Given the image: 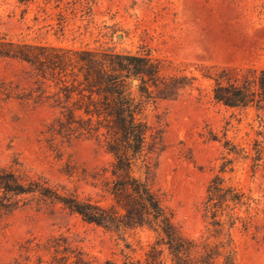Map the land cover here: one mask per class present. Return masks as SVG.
<instances>
[{
  "label": "rangeland",
  "instance_id": "rangeland-1",
  "mask_svg": "<svg viewBox=\"0 0 264 264\" xmlns=\"http://www.w3.org/2000/svg\"><path fill=\"white\" fill-rule=\"evenodd\" d=\"M0 38L148 54L164 72L193 77L176 99L157 100L146 110L163 129V148L150 159L153 188L184 237L219 251L214 264H224L228 252L234 264H264V157L253 170L249 157L223 145L228 140L250 155L253 140H264V109L216 104L209 78L220 70L264 68V0H0ZM37 86L27 63L0 57V167L42 176L59 191L107 206L100 180L91 176L112 156L94 138L51 136L56 110ZM215 175L244 193L246 204L214 200L206 211ZM57 236L96 264H120L125 256L141 258L157 235L146 226L104 229L60 204L29 200L0 220V264H36L38 256L48 264L50 254L24 246Z\"/></svg>",
  "mask_w": 264,
  "mask_h": 264
},
{
  "label": "trees",
  "instance_id": "trees-1",
  "mask_svg": "<svg viewBox=\"0 0 264 264\" xmlns=\"http://www.w3.org/2000/svg\"><path fill=\"white\" fill-rule=\"evenodd\" d=\"M0 57L20 60L30 67L44 101L56 110L48 126L51 136L67 140L94 138L98 143L102 141L104 150L112 156L108 167L91 176L94 181L100 180L102 197L110 201L107 206L59 191L42 176L0 167V220L26 201H49L104 229L120 231L146 226L156 233V240L141 258L125 256L120 264H214L219 251L184 237L152 185L150 159L163 148V129L158 116L153 122L148 120L146 110L157 100L176 99L182 90L193 85V77L164 72L161 61L148 54L57 48L5 38H0ZM209 78L216 104L264 109V68L237 70L233 74L220 70ZM223 145L229 153L243 159L249 157L253 170L262 163L264 140H253L250 155L228 140ZM230 162L226 160L220 172ZM136 168L142 175L136 173ZM206 192V211L216 206L214 200L230 201L234 206L246 204L244 193L224 187L219 175L212 178ZM237 219L232 218V223ZM24 249L50 254L48 264H96L70 247L62 236L44 242L27 240ZM200 249L202 254L194 256ZM41 262L38 256L36 264ZM13 264L22 263L15 260ZM224 264H234L229 252L224 255Z\"/></svg>",
  "mask_w": 264,
  "mask_h": 264
},
{
  "label": "water",
  "instance_id": "water-1",
  "mask_svg": "<svg viewBox=\"0 0 264 264\" xmlns=\"http://www.w3.org/2000/svg\"><path fill=\"white\" fill-rule=\"evenodd\" d=\"M133 83H135V81H133Z\"/></svg>",
  "mask_w": 264,
  "mask_h": 264
}]
</instances>
